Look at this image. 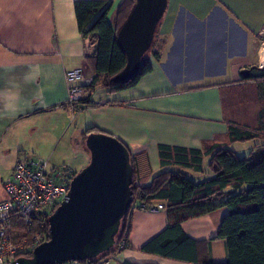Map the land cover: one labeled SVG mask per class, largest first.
<instances>
[{
	"label": "crops",
	"instance_id": "obj_1",
	"mask_svg": "<svg viewBox=\"0 0 264 264\" xmlns=\"http://www.w3.org/2000/svg\"><path fill=\"white\" fill-rule=\"evenodd\" d=\"M77 1L93 0H0V109L11 102V93L23 97L18 111L0 118V202L18 160L36 157L58 168L50 165L52 157L38 154L47 155L52 145L57 148L64 141L68 147H83L89 156L83 137L89 129L112 136L128 149L142 185L162 171L159 146L202 151L228 144L231 117L224 114L222 102L238 93L232 86L242 81L241 71L264 64V45L258 51L264 0H168L157 28L159 57L148 56L150 73L122 91L97 88L90 108L72 121L65 108V75L76 69L89 78L93 74L89 41L80 34L74 12ZM104 1L112 2L108 18L113 20L121 0ZM251 144L235 143L230 149L243 157L256 151ZM208 163L204 157L201 173L173 170L199 183L212 177ZM159 204L164 209L158 210ZM226 214L219 208L180 224L194 242L198 260L226 262L224 242L216 239ZM172 216L163 202L132 205L130 248L104 264H196L141 251L168 227Z\"/></svg>",
	"mask_w": 264,
	"mask_h": 264
},
{
	"label": "trees",
	"instance_id": "obj_2",
	"mask_svg": "<svg viewBox=\"0 0 264 264\" xmlns=\"http://www.w3.org/2000/svg\"><path fill=\"white\" fill-rule=\"evenodd\" d=\"M135 1L121 0L113 20L108 18L112 2L93 0L74 3L78 30L82 37L89 41L91 53L87 59L93 66L92 81L85 88L86 98L79 103L83 109L90 108L91 95L97 88L115 92L135 86L151 71L148 56L159 57L160 46L156 31L151 48L143 57L135 77L124 85L112 84V79L126 65L125 55L117 43V33L134 7ZM251 69L249 78L242 79L240 83L232 86L238 93L222 102L224 114L228 118L231 117L228 122V144H213L202 151L159 146L158 157L162 171L153 176L148 185L141 184L135 163L130 157L133 205L138 204L141 208L152 202H163L173 214L168 227L142 247V252L171 260L217 264L196 258L194 242L181 231L180 224L225 208L227 214L222 219L216 235V239L223 241L225 245L226 262L223 264H264V144H256L264 137V70L253 67ZM93 132V129L87 130L83 136L84 140ZM254 142L256 151L247 156L238 157L236 152L230 149L235 143ZM204 157H209L208 169L212 177L202 182L195 183L180 171L173 170L189 169L201 173ZM129 214L130 211L121 220L115 246L109 252L91 259V264H104L130 248ZM42 222H34L31 231H28L24 221L15 218L12 239L15 240L19 234L20 239L29 245L34 234L38 232L42 235L41 243L47 241V216ZM122 242L125 246L121 249ZM185 244L190 247L187 248ZM32 251L25 250L23 254L28 258Z\"/></svg>",
	"mask_w": 264,
	"mask_h": 264
},
{
	"label": "water",
	"instance_id": "obj_3",
	"mask_svg": "<svg viewBox=\"0 0 264 264\" xmlns=\"http://www.w3.org/2000/svg\"><path fill=\"white\" fill-rule=\"evenodd\" d=\"M168 0H136L117 33V43L125 55L124 69L112 84H127L139 71L149 52ZM257 70H264V64ZM250 69L241 71L243 79ZM89 163L76 173L67 200L48 218V240L30 257L16 264H66L95 259L115 246L121 220L133 205L132 167L128 149L103 133L85 139Z\"/></svg>",
	"mask_w": 264,
	"mask_h": 264
},
{
	"label": "built area",
	"instance_id": "obj_4",
	"mask_svg": "<svg viewBox=\"0 0 264 264\" xmlns=\"http://www.w3.org/2000/svg\"><path fill=\"white\" fill-rule=\"evenodd\" d=\"M260 35L264 37V28ZM65 79L68 86L66 108L73 121L84 110L79 103L86 98L85 88L92 78L83 69H76L67 72ZM72 178L68 168L51 169L47 161L36 157L16 162L11 177L3 185L5 199L0 202V264H16L19 258L25 257V250L32 251L41 244L42 235L38 232L29 245L25 240L15 242L11 234L13 220H23L28 231L34 222L41 224L46 216L48 220L52 211L67 200ZM157 209L162 210L164 206L159 204ZM124 246L122 242L120 248ZM66 264H91V260Z\"/></svg>",
	"mask_w": 264,
	"mask_h": 264
},
{
	"label": "rangeland",
	"instance_id": "obj_5",
	"mask_svg": "<svg viewBox=\"0 0 264 264\" xmlns=\"http://www.w3.org/2000/svg\"><path fill=\"white\" fill-rule=\"evenodd\" d=\"M257 20H258V18H254L253 22L255 23ZM258 36H259V38H258V41H259L258 51H259L262 48V45H264V37L261 36L260 34ZM255 57L253 59V63H255ZM262 57L264 60V50L262 52ZM252 73L257 74L256 72H252ZM0 141H2V138H0ZM43 141H44V139H42V142ZM256 144L263 145L264 144V137H263V139H261V141H258V143H256ZM246 145L249 147H252L253 144L248 143ZM84 146H85V140H84ZM84 154H85V151H84L83 147H81L80 149L78 148V146L74 147V143H73L72 147H68L67 143L64 141L57 148L55 145H52V147L49 150V153L47 155H41V154H38V155L43 156L44 159H48V158L52 157L50 160L51 161L50 165H52V166H55L58 168H61L60 166H63V165L65 167L70 166V167H72V169L76 173H78L83 168H85L89 163V156H87V154H85V155ZM63 161H65V162H63ZM18 236H19V234L17 235V238H18ZM17 238H15L14 241L19 240V242H21V239H20L21 235L19 236L18 239Z\"/></svg>",
	"mask_w": 264,
	"mask_h": 264
},
{
	"label": "clouds",
	"instance_id": "obj_6",
	"mask_svg": "<svg viewBox=\"0 0 264 264\" xmlns=\"http://www.w3.org/2000/svg\"><path fill=\"white\" fill-rule=\"evenodd\" d=\"M35 77L33 76V79ZM24 81H27V74L22 78ZM19 87V85H16ZM10 100V103H5L3 108L0 109V118L7 114H14L16 111L19 110L20 104L23 102V97L21 96L20 92H13L10 96L7 97Z\"/></svg>",
	"mask_w": 264,
	"mask_h": 264
},
{
	"label": "bare ground",
	"instance_id": "obj_7",
	"mask_svg": "<svg viewBox=\"0 0 264 264\" xmlns=\"http://www.w3.org/2000/svg\"><path fill=\"white\" fill-rule=\"evenodd\" d=\"M51 215H52V214H51ZM51 215H50V216H51ZM50 216H49V217H50ZM47 224H48V220H47Z\"/></svg>",
	"mask_w": 264,
	"mask_h": 264
}]
</instances>
